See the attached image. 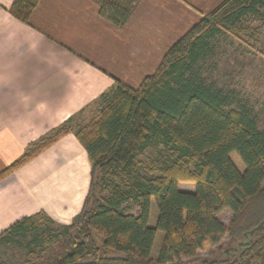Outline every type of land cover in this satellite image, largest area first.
I'll return each instance as SVG.
<instances>
[{
  "label": "trees",
  "instance_id": "1",
  "mask_svg": "<svg viewBox=\"0 0 264 264\" xmlns=\"http://www.w3.org/2000/svg\"><path fill=\"white\" fill-rule=\"evenodd\" d=\"M39 1L14 0L9 10L28 22ZM94 1L118 27L140 2ZM251 19L264 24V0H223L171 46L138 88L116 80L96 101L100 109L89 123L74 131L68 125L73 117L31 143L0 180L74 132L91 163L89 193L70 224L59 225L42 210L16 220L0 242L24 250V264H183L228 238L199 264H264V129L237 88L210 79L206 67L218 38L255 39ZM150 148L157 154L142 174L138 156ZM185 182L193 189H182ZM128 202L137 212L127 211ZM224 209L233 212L229 224L219 218Z\"/></svg>",
  "mask_w": 264,
  "mask_h": 264
},
{
  "label": "crops",
  "instance_id": "2",
  "mask_svg": "<svg viewBox=\"0 0 264 264\" xmlns=\"http://www.w3.org/2000/svg\"><path fill=\"white\" fill-rule=\"evenodd\" d=\"M222 1L140 0L118 27L94 0H40L28 22L10 12L14 0H0V172L116 80L138 88ZM90 181L88 152L70 132L0 180V233L42 210L70 224Z\"/></svg>",
  "mask_w": 264,
  "mask_h": 264
},
{
  "label": "rangeland",
  "instance_id": "3",
  "mask_svg": "<svg viewBox=\"0 0 264 264\" xmlns=\"http://www.w3.org/2000/svg\"><path fill=\"white\" fill-rule=\"evenodd\" d=\"M249 23L251 26L258 28L253 33L255 39L249 36H244L243 40L231 36L218 38L215 54L207 62V75L220 85L229 84L236 87L239 97L244 98L246 103L253 108L259 127L264 129V55L259 51L260 47L264 45V24L252 19L249 20ZM99 109L100 106L97 102L89 105L73 118L68 124L69 127L75 131L86 125L97 116ZM156 154L157 148H150L139 154L137 164L142 174L149 173L148 167ZM230 156L238 169L244 171L246 166L239 154L232 152ZM180 187L182 189H193L194 184L185 182L181 183ZM108 193L106 189L102 191L104 196H107ZM125 208L133 213L138 210V206L133 202L126 203ZM157 217L158 209L153 200L150 217L151 225L156 224ZM232 217L233 212L230 209H224L219 214V218L226 224H229ZM162 235V232L157 234L152 252L154 258L157 257ZM226 241H228V238H224L218 245L211 246L207 244L205 249L196 257L184 259L183 264H199L211 252L216 253L220 246H226ZM25 261L26 253L24 250L18 249L14 244L0 242V264H24Z\"/></svg>",
  "mask_w": 264,
  "mask_h": 264
}]
</instances>
